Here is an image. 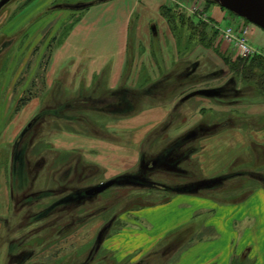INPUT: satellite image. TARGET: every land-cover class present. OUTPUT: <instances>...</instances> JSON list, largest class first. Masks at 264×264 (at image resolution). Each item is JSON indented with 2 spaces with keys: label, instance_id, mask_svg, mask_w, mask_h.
Here are the masks:
<instances>
[{
  "label": "rangeland",
  "instance_id": "1",
  "mask_svg": "<svg viewBox=\"0 0 264 264\" xmlns=\"http://www.w3.org/2000/svg\"><path fill=\"white\" fill-rule=\"evenodd\" d=\"M88 1L96 0H10L0 10V264H176L192 244L216 235L203 225L215 215L214 208L230 209L255 188L247 178L242 193L232 180L224 186L215 185L214 177L207 180L213 169L200 168L202 138L197 129L200 126L208 133L225 123V127L221 124L224 135L225 128L236 124L237 109L232 106L264 101L253 81L244 84L236 76L231 63L239 56L222 37V29L226 25L246 29L248 44L259 52L252 55L261 56L264 30L224 8L226 17L220 25L205 20L206 25H201L197 21L203 18L196 11L177 5L167 15L174 18L173 23L153 24L162 41L145 38L140 49L129 41L130 69L121 74L119 69H100L91 75L93 69L84 68L100 60L90 55L95 52L92 42L87 39L85 46L90 49L73 50V54L64 55L60 48L87 9L78 10L77 4L81 7ZM107 33L106 50L110 65L115 66L117 33H110V28ZM164 35L173 36L174 41L165 40ZM217 37L229 46L224 56L214 48ZM160 47L175 55L173 69L146 68L152 61L159 62ZM143 61L145 69H136ZM190 66L206 69L190 73ZM158 71L161 74L154 79ZM202 80L208 84L206 107L203 95L195 99L201 91L195 87ZM115 83L120 86L111 88ZM174 97L181 100L171 118L134 123L136 114L164 106ZM196 114L202 116L197 126L173 137L171 133L184 129ZM258 121L264 124V119ZM4 131L10 132L7 142L2 138ZM66 134L79 138H67L69 147H64ZM88 140L94 150H87ZM109 147L118 157L110 155ZM256 150L264 152V146ZM256 158V167L262 168L259 173L264 171V154ZM111 160L126 170L112 171ZM235 169L230 166L223 173ZM123 175L146 183L117 181L99 194L51 208L64 197ZM154 183L169 189L153 188ZM187 191L202 196L195 200ZM205 200L213 204L208 211ZM188 212L193 216L190 221L177 225ZM148 216L157 228L153 239L145 236L151 227ZM196 255L204 260L214 252L205 255L203 250ZM194 256L190 260L197 259ZM251 263V259L237 258L231 264Z\"/></svg>",
  "mask_w": 264,
  "mask_h": 264
},
{
  "label": "crops",
  "instance_id": "2",
  "mask_svg": "<svg viewBox=\"0 0 264 264\" xmlns=\"http://www.w3.org/2000/svg\"><path fill=\"white\" fill-rule=\"evenodd\" d=\"M197 4H199L202 11H205V18H203L202 21H211L214 24L220 25V22L226 17L225 12L217 2L208 4L206 0H191L190 4H186L181 0H106L96 2L87 7L82 18L73 24V27L60 48L63 50L64 55L73 54L74 51L76 53L82 52L88 47L85 46V42L88 39L92 42L93 51H95L90 55H93V57H97L100 60L98 62L92 60L84 69H93L90 72L91 75H97L101 72L100 69H119L118 74H121L125 69H130V67L127 66H131L132 60L131 62L127 61L128 43L130 40L132 43H136V48L139 45V49L142 45H145L141 42V40L144 41L145 38L148 39V42L155 40V38H157L159 42L162 41V35L160 36L154 32L155 27L153 24L163 25L168 23L167 19L161 14L163 6L178 5L188 10L191 5ZM112 11H114V13ZM109 28L110 33H117V46L113 55L116 56V58H114L116 62L115 66L110 65L112 60H109V53L106 50V39H110V35L107 33ZM147 31H152L151 35ZM164 38L168 41H174L173 36V40L170 39V35H164ZM224 43L225 42L221 40L220 37H217L216 46H214V48L220 56H224L223 54L228 51L229 46H226ZM87 49L89 50L90 47ZM159 50L161 55L159 62L157 60V62L152 61V66L146 67L143 61L136 67V69H145V67L148 69H173L175 55L173 56L172 53L170 54L167 47H160ZM88 57L91 58L92 56ZM137 58L139 59L138 52L136 59ZM140 59L142 61L143 56ZM192 66L188 68L190 73L197 70L202 73L203 69H206V67H201L202 69H200L199 66ZM165 70L163 71L165 72ZM160 74L161 71H158V76L154 79H158ZM223 81L224 79L221 83ZM118 86L120 85L115 83L111 88H117ZM207 86V81L202 80L196 85L195 89L202 91L207 89ZM198 94L200 96L195 99L201 98L203 95L204 105L206 107V95L204 96V94L200 92H198ZM178 100H181V97H174L173 100L164 103V106L160 104L155 105L144 114H136L138 119H135L136 121L134 120V123H142L144 121L152 123L161 122L164 121L166 117H169V115L171 118L173 114H176V107L179 104ZM187 104L190 110L191 102ZM232 107L233 109H237L236 124L238 123V125L235 124L234 126L233 124L230 126V129L225 128L227 130L226 134H221V132L224 131V128L222 127H225V123H221L222 127L219 123V126L216 125V127L208 133H206L207 130L205 128H202L203 130H201L200 126L199 131L197 129L199 137L202 138L198 152L200 168L204 171L213 169L212 176H210L211 178L207 180L210 181L214 177L216 181H218L215 185H230L231 182L229 180H232V184L236 182L235 185L240 187L239 193H242L240 191H245L243 188L245 186L244 179L247 178L249 181L251 180V185L255 188L248 192L246 191L245 194L243 193L245 196L241 199L242 201L240 200V203L233 205L230 209L219 205L217 209L214 208L212 212H215V215L205 221L203 225L207 229L213 228L216 235L208 240L201 242L197 241L192 244L181 255L180 260L176 264H231L233 263V259L237 258L241 260L251 259V264H264V171L258 173L262 168L256 167V156L264 154V152L259 153L258 150H256L259 147L264 146V124L262 125V123L258 121L259 118L264 119V101H240ZM186 115H184L185 120ZM189 118H192V120L189 121V124L184 129L171 133L173 137H181L187 131L196 127L197 123L202 119V116L196 114L195 117L190 116ZM244 123H246L247 126ZM204 133L205 136L203 138L202 136ZM2 135V138L5 137L4 141L7 142V140H9L8 137L10 136V132L7 131L5 133L4 131L2 132ZM68 135L69 134H66L62 138L66 139L62 140L64 147H69L67 144L70 142L67 138H76V140L79 138V135L76 134H74L75 136ZM211 139L213 141H211ZM104 147L106 148V146ZM92 149L94 150V144L88 140L87 150L90 151ZM108 149H110V155L112 157H118L116 156V150L114 147L113 149L110 147ZM250 153L253 155L250 156ZM108 163L110 165L109 169H115L112 171L118 170L117 172H121L124 170L123 167L118 166L119 164L112 165V160ZM230 166H233L236 169L231 170V172L228 171L223 173V171ZM200 181L201 180H199V182ZM209 181L207 183H209ZM188 193L189 195H192L195 200L202 196L200 193H195L194 191ZM172 201H170V203ZM204 203L209 204L207 205L208 207L204 208L206 211L213 206L212 202L208 200H205ZM190 212H193L194 214L195 210ZM192 217L191 213L181 215L180 218L183 220L178 222L177 225L187 223ZM148 219L151 227H148L149 230L145 232V236L148 235L147 238L151 237V239H153L154 234L157 232V228L155 226L156 224L152 223L153 217L148 216ZM165 231L166 230L164 229L162 232ZM125 234L126 233L121 234L120 236H123L124 238ZM137 234L138 233H136L135 236H137ZM123 242H126V240L123 239ZM152 248L153 247L151 246L148 249ZM128 249L131 250V248ZM203 250L205 255L209 251L214 252V255L211 257L207 255L204 260H199L196 253ZM193 256L197 259L190 260Z\"/></svg>",
  "mask_w": 264,
  "mask_h": 264
},
{
  "label": "trees",
  "instance_id": "3",
  "mask_svg": "<svg viewBox=\"0 0 264 264\" xmlns=\"http://www.w3.org/2000/svg\"><path fill=\"white\" fill-rule=\"evenodd\" d=\"M101 1L102 0H98V1L96 0L94 2L88 1L87 5L84 4L81 7H79L80 4H77L78 7H76V9H78V10H81L83 8L86 9L87 7L91 6L92 4H94L96 2H101ZM206 2L208 4H210V3L216 2V0H206ZM172 10H177V6H163L162 10H161L162 15L169 22L174 20V18L171 19V17L167 16V15H171V13L173 12ZM188 18L190 19L191 22L195 23V21H194L195 19H193V17L190 16ZM197 22H199L198 24L206 25V23H204L203 21L198 20ZM171 23H173V21ZM231 64H234L235 74L240 79V81H242L244 84H247V83H250L253 81V83L257 87L256 89H257L258 94H260L264 97V56L252 55V56H249L247 58L239 57V58H237V60L234 63H231ZM234 70L232 69V71H234ZM19 139H21V137H18V139L15 141V144H14V149H13L14 156L16 154ZM0 152H2V151H0ZM0 168H1V166H0ZM131 177H132L131 175L119 176V177H117L116 182L117 181H131V180H129V179H132ZM161 186L164 187V189L159 188L161 190H168L169 189V187H167L166 185H161ZM153 188L158 189L157 186H153ZM69 197H70V195L68 196V198L64 197V199H62L61 202L55 203L51 208L58 205L59 203L61 204L63 202H67L68 200H70ZM77 197H78V195H77ZM50 209H48L47 212Z\"/></svg>",
  "mask_w": 264,
  "mask_h": 264
},
{
  "label": "water",
  "instance_id": "4",
  "mask_svg": "<svg viewBox=\"0 0 264 264\" xmlns=\"http://www.w3.org/2000/svg\"><path fill=\"white\" fill-rule=\"evenodd\" d=\"M10 0H0V10ZM217 3L224 9L232 12L233 14L251 22L264 30V0H216ZM200 93L208 95V90H202ZM30 124L27 126L29 127ZM135 181L139 185H143L146 182ZM116 182L115 179L107 180L96 186H93L84 191L85 196H93L103 192L111 187ZM158 188L164 189L163 186L156 183L152 184ZM150 186V185H149Z\"/></svg>",
  "mask_w": 264,
  "mask_h": 264
},
{
  "label": "built area",
  "instance_id": "5",
  "mask_svg": "<svg viewBox=\"0 0 264 264\" xmlns=\"http://www.w3.org/2000/svg\"><path fill=\"white\" fill-rule=\"evenodd\" d=\"M188 11L193 13L196 11L199 17L205 18V15L201 14L202 10L199 4L191 5L188 8ZM222 37L225 38L227 42L235 46L239 57L247 58L258 52L248 44L246 29H235L232 26H226L222 29Z\"/></svg>",
  "mask_w": 264,
  "mask_h": 264
},
{
  "label": "flooded vegetation",
  "instance_id": "6",
  "mask_svg": "<svg viewBox=\"0 0 264 264\" xmlns=\"http://www.w3.org/2000/svg\"><path fill=\"white\" fill-rule=\"evenodd\" d=\"M30 126H31V124H30ZM15 159H17V158H16V155L14 156V161H15ZM134 179L137 180V181H142V180L137 179V178H134ZM142 182H144V181H142ZM84 191H85V190H84ZM76 194L78 195V197H77ZM80 197L83 198V197H87V196L84 195V192H78V193H75V194H73V195H70L69 198H70V199H72V198H73V199H77V198H80ZM68 201H70V200H68Z\"/></svg>",
  "mask_w": 264,
  "mask_h": 264
}]
</instances>
